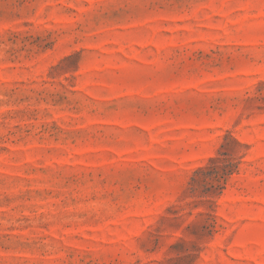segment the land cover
Here are the masks:
<instances>
[{"label":"rangeland","instance_id":"obj_1","mask_svg":"<svg viewBox=\"0 0 264 264\" xmlns=\"http://www.w3.org/2000/svg\"><path fill=\"white\" fill-rule=\"evenodd\" d=\"M0 264H264V0H0Z\"/></svg>","mask_w":264,"mask_h":264},{"label":"trees","instance_id":"obj_2","mask_svg":"<svg viewBox=\"0 0 264 264\" xmlns=\"http://www.w3.org/2000/svg\"><path fill=\"white\" fill-rule=\"evenodd\" d=\"M217 162H218L217 160H213V161H212L213 164H216ZM204 172H206V171H204V170H199V172H198L197 174H204ZM217 179H218V176H217ZM217 181H219V179H218Z\"/></svg>","mask_w":264,"mask_h":264}]
</instances>
